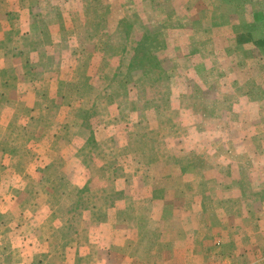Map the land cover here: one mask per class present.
Listing matches in <instances>:
<instances>
[{"label":"rangeland","instance_id":"obj_1","mask_svg":"<svg viewBox=\"0 0 264 264\" xmlns=\"http://www.w3.org/2000/svg\"><path fill=\"white\" fill-rule=\"evenodd\" d=\"M0 264H264V0H0Z\"/></svg>","mask_w":264,"mask_h":264}]
</instances>
